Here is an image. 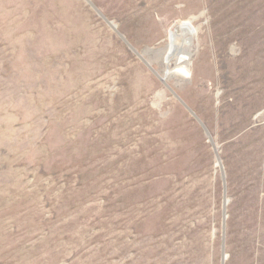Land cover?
<instances>
[{"label":"rangeland","instance_id":"obj_1","mask_svg":"<svg viewBox=\"0 0 264 264\" xmlns=\"http://www.w3.org/2000/svg\"><path fill=\"white\" fill-rule=\"evenodd\" d=\"M263 83L264 0H0V264H264Z\"/></svg>","mask_w":264,"mask_h":264},{"label":"bare ground","instance_id":"obj_2","mask_svg":"<svg viewBox=\"0 0 264 264\" xmlns=\"http://www.w3.org/2000/svg\"><path fill=\"white\" fill-rule=\"evenodd\" d=\"M190 26L191 23L189 22L187 25H179L176 27V29L174 31H171L169 34V52L168 54L171 53V55H174V52H176L177 50L183 49L184 47H188V44L190 42ZM179 39H182V44H178ZM181 43V42H180ZM190 46V45H189ZM184 52V51H183ZM188 52V51H187ZM186 53V52H185ZM189 55V54H188ZM185 56V55H184ZM173 57V56H172ZM170 58V57H169ZM175 58V57H174ZM188 58L184 57L180 60V67H183L184 65L186 66ZM169 59H168V63H169ZM169 66V65H168ZM180 72V71H179ZM183 73V72H182ZM264 84V83H263Z\"/></svg>","mask_w":264,"mask_h":264},{"label":"crops","instance_id":"obj_3","mask_svg":"<svg viewBox=\"0 0 264 264\" xmlns=\"http://www.w3.org/2000/svg\"><path fill=\"white\" fill-rule=\"evenodd\" d=\"M237 61H239V52H238V50H237ZM243 66H248V64H247V62H246V64L245 65H243Z\"/></svg>","mask_w":264,"mask_h":264},{"label":"water","instance_id":"obj_4","mask_svg":"<svg viewBox=\"0 0 264 264\" xmlns=\"http://www.w3.org/2000/svg\"><path fill=\"white\" fill-rule=\"evenodd\" d=\"M87 2H89V0H86ZM112 27L113 28H115L113 25H112ZM169 57H171V53L168 55V57H167V59L169 58ZM169 73L167 72V75H168ZM163 81V80H162ZM227 203V202H226Z\"/></svg>","mask_w":264,"mask_h":264}]
</instances>
